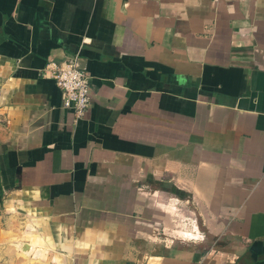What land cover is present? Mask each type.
I'll use <instances>...</instances> for the list:
<instances>
[{
    "label": "crops",
    "instance_id": "0c3cea01",
    "mask_svg": "<svg viewBox=\"0 0 264 264\" xmlns=\"http://www.w3.org/2000/svg\"><path fill=\"white\" fill-rule=\"evenodd\" d=\"M0 185L50 264H264V0H0Z\"/></svg>",
    "mask_w": 264,
    "mask_h": 264
},
{
    "label": "rangeland",
    "instance_id": "374dc122",
    "mask_svg": "<svg viewBox=\"0 0 264 264\" xmlns=\"http://www.w3.org/2000/svg\"><path fill=\"white\" fill-rule=\"evenodd\" d=\"M174 218L177 219V217ZM23 220L22 214L11 204L8 192L0 185V264H50V258L47 252H45L44 260H38L31 255L25 256L24 251L16 247V242L21 243L26 239H31L30 236L33 233V229L28 230L29 236L24 232L27 223L24 224ZM180 223L188 226L190 220L186 218L180 221ZM179 234H173L176 238L173 242H170L173 239L172 236L167 234H164L161 238L154 239V241L149 240L150 238L141 240L139 241L140 249L147 252L154 250L162 251L164 246H179L199 239L198 236L187 238ZM210 242V239H202L199 246L209 245Z\"/></svg>",
    "mask_w": 264,
    "mask_h": 264
},
{
    "label": "built area",
    "instance_id": "2783aa9c",
    "mask_svg": "<svg viewBox=\"0 0 264 264\" xmlns=\"http://www.w3.org/2000/svg\"><path fill=\"white\" fill-rule=\"evenodd\" d=\"M48 65V76L60 91L62 107L69 110L74 118H81L90 102L86 71L76 64L75 57L59 63L50 61L46 64ZM42 74L46 75L44 70Z\"/></svg>",
    "mask_w": 264,
    "mask_h": 264
},
{
    "label": "water",
    "instance_id": "95a60500",
    "mask_svg": "<svg viewBox=\"0 0 264 264\" xmlns=\"http://www.w3.org/2000/svg\"><path fill=\"white\" fill-rule=\"evenodd\" d=\"M18 170V169H17ZM47 193V186H43V187H40V194H39V197H45ZM21 250L22 251H26V250H29V244L28 243H23L22 247H21Z\"/></svg>",
    "mask_w": 264,
    "mask_h": 264
},
{
    "label": "bare ground",
    "instance_id": "6f19581e",
    "mask_svg": "<svg viewBox=\"0 0 264 264\" xmlns=\"http://www.w3.org/2000/svg\"><path fill=\"white\" fill-rule=\"evenodd\" d=\"M21 244H23L22 242L20 243H18L17 245H16V247H18V248H21L22 247V245ZM30 246V245H29Z\"/></svg>",
    "mask_w": 264,
    "mask_h": 264
},
{
    "label": "trees",
    "instance_id": "16d2710c",
    "mask_svg": "<svg viewBox=\"0 0 264 264\" xmlns=\"http://www.w3.org/2000/svg\"><path fill=\"white\" fill-rule=\"evenodd\" d=\"M217 243H218V241H216V243L214 244V246H215V245H216V246H218V244H217Z\"/></svg>",
    "mask_w": 264,
    "mask_h": 264
}]
</instances>
